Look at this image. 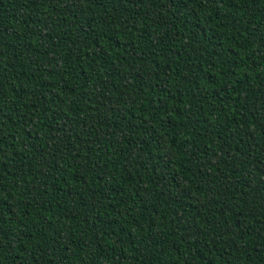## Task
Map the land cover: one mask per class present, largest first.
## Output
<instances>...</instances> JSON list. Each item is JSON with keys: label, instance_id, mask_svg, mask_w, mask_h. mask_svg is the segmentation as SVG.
I'll use <instances>...</instances> for the list:
<instances>
[{"label": "trees", "instance_id": "16d2710c", "mask_svg": "<svg viewBox=\"0 0 264 264\" xmlns=\"http://www.w3.org/2000/svg\"><path fill=\"white\" fill-rule=\"evenodd\" d=\"M0 264H264V0H0Z\"/></svg>", "mask_w": 264, "mask_h": 264}]
</instances>
